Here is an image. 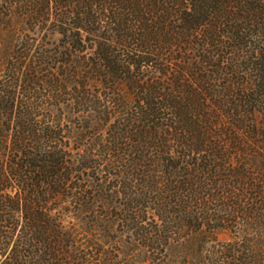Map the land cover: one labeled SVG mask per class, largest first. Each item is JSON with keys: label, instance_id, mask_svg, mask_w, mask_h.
<instances>
[{"label": "trees", "instance_id": "trees-1", "mask_svg": "<svg viewBox=\"0 0 264 264\" xmlns=\"http://www.w3.org/2000/svg\"><path fill=\"white\" fill-rule=\"evenodd\" d=\"M0 264H264V0H0Z\"/></svg>", "mask_w": 264, "mask_h": 264}, {"label": "rangeland", "instance_id": "rangeland-1", "mask_svg": "<svg viewBox=\"0 0 264 264\" xmlns=\"http://www.w3.org/2000/svg\"><path fill=\"white\" fill-rule=\"evenodd\" d=\"M2 69V64H0V70Z\"/></svg>", "mask_w": 264, "mask_h": 264}]
</instances>
